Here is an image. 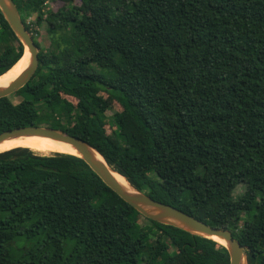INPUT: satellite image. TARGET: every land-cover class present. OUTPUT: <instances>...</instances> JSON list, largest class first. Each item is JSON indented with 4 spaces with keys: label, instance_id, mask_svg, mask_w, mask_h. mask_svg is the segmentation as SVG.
<instances>
[{
    "label": "trees",
    "instance_id": "obj_1",
    "mask_svg": "<svg viewBox=\"0 0 264 264\" xmlns=\"http://www.w3.org/2000/svg\"><path fill=\"white\" fill-rule=\"evenodd\" d=\"M64 1L83 10L68 18ZM14 2L40 60L0 97V132L78 136L140 191L230 229L244 264H264V0ZM23 52L0 9V75ZM229 261L213 238L143 215L78 155L0 151V264Z\"/></svg>",
    "mask_w": 264,
    "mask_h": 264
},
{
    "label": "water",
    "instance_id": "obj_2",
    "mask_svg": "<svg viewBox=\"0 0 264 264\" xmlns=\"http://www.w3.org/2000/svg\"><path fill=\"white\" fill-rule=\"evenodd\" d=\"M0 9L7 19L9 25L20 38L30 52V61L25 69L7 86H0V97L9 95L22 87L31 78L39 63V48L35 44L31 32L25 27L14 0H0ZM24 54V52H23ZM22 54V55H23ZM22 135H43L52 139L69 143L78 152L88 165L102 178V180L124 200L130 203L143 215L165 223L178 225L189 231L210 237L215 235L224 239L229 251V264H244L246 257V246L234 237L232 231L227 228L212 226L203 220L171 205L152 198L145 192L134 187L121 173L112 169L104 157L86 140L75 136L67 131L48 126H20L0 132V142L9 137ZM97 152L98 156L93 152ZM74 154V153H72ZM115 171L122 175L132 190H127L118 183L112 175Z\"/></svg>",
    "mask_w": 264,
    "mask_h": 264
},
{
    "label": "bare ground",
    "instance_id": "obj_3",
    "mask_svg": "<svg viewBox=\"0 0 264 264\" xmlns=\"http://www.w3.org/2000/svg\"><path fill=\"white\" fill-rule=\"evenodd\" d=\"M30 61V52L28 48H25L24 54L21 58L5 73L0 75V86H7L11 81H13L20 73L25 69ZM36 141L33 143H28ZM28 143V144H25ZM22 146L28 147L34 151H37L42 154H50L52 152H65V153H74L78 154L77 150L70 145L62 141L52 139L48 136L43 135H22L17 137H9L0 142V151L7 150L13 147ZM98 156L97 152H93ZM112 175L120 183L122 187L127 190H132V187L127 183L125 178L119 173L113 171ZM214 240L221 244H225L224 239L218 236H211ZM252 263V262H251Z\"/></svg>",
    "mask_w": 264,
    "mask_h": 264
},
{
    "label": "rangeland",
    "instance_id": "obj_4",
    "mask_svg": "<svg viewBox=\"0 0 264 264\" xmlns=\"http://www.w3.org/2000/svg\"><path fill=\"white\" fill-rule=\"evenodd\" d=\"M60 3V2H59ZM59 3H51L50 1L46 4V7H45V11L47 10H52L53 8H56V6H58ZM64 3V8L66 9L65 11L67 12V15H68V18H73L76 13L78 11H81L83 10V7L82 5L77 2V1H72V2H63ZM46 17L48 16V12H46ZM42 29L40 30L39 34H37L35 37L36 39L41 42V44L43 46L46 47V45H48L49 43V37L47 36V32H46V26H43L41 27ZM63 34H65V32H61L59 34H57V37L59 36H62ZM41 57L44 58L45 56V51H41ZM101 96L109 103L110 105V109L108 110V113H111L113 110L115 109H120V105L115 101L113 100L107 93L105 92H101L100 93ZM19 97L15 96L14 97V100L18 99ZM106 129L107 131H109V126L106 125ZM34 151V150H33ZM37 152V151H35ZM39 153V152H37ZM185 169V166H180L179 169H175V170H172L171 173L169 172L168 174V177L167 179L168 180H171V179H174L176 178V176L182 171ZM246 189V186L244 183H239L234 191V195L237 197L239 196L240 194H242Z\"/></svg>",
    "mask_w": 264,
    "mask_h": 264
}]
</instances>
